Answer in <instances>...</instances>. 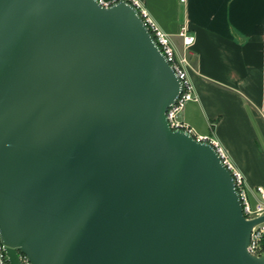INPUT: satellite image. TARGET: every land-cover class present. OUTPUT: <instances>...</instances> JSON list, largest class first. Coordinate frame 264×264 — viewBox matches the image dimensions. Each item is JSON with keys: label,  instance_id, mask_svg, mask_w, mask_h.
<instances>
[{"label": "water", "instance_id": "95a60500", "mask_svg": "<svg viewBox=\"0 0 264 264\" xmlns=\"http://www.w3.org/2000/svg\"><path fill=\"white\" fill-rule=\"evenodd\" d=\"M182 83L126 1L0 0L8 264H264L214 147L171 129Z\"/></svg>", "mask_w": 264, "mask_h": 264}, {"label": "crops", "instance_id": "0c3cea01", "mask_svg": "<svg viewBox=\"0 0 264 264\" xmlns=\"http://www.w3.org/2000/svg\"><path fill=\"white\" fill-rule=\"evenodd\" d=\"M139 2L186 60L195 99L183 121L216 140L250 188H264V0ZM182 25L194 36L188 49Z\"/></svg>", "mask_w": 264, "mask_h": 264}, {"label": "built area", "instance_id": "2783aa9c", "mask_svg": "<svg viewBox=\"0 0 264 264\" xmlns=\"http://www.w3.org/2000/svg\"><path fill=\"white\" fill-rule=\"evenodd\" d=\"M99 5L109 7L120 0H96ZM135 7L141 16L146 27L150 31L154 40L158 44L161 52L169 62L177 77L182 83V91L166 110V119L171 129H180L192 135L197 141H206L211 144L224 166L230 171L235 189L238 192L243 215L246 219H253L264 214V188L262 186H255L250 188L241 172L234 166L223 147L210 136H201L193 130L186 122L183 121L181 113L185 104L195 99L193 86L187 78L185 70V58H179L175 52L173 45L170 42L168 35L153 21L148 14L146 8L139 2V0H123ZM183 1V0H180ZM178 36L182 40L185 49H188L193 43L194 36L189 33L186 26L182 25L179 29ZM261 114L264 117V98L261 104ZM250 192L253 193V201L250 198ZM247 251L252 256H264V220L256 223L251 228L250 240L247 245ZM18 260L20 264H31L25 255L18 253ZM0 264H8L5 256L4 245L0 240Z\"/></svg>", "mask_w": 264, "mask_h": 264}, {"label": "rangeland", "instance_id": "374dc122", "mask_svg": "<svg viewBox=\"0 0 264 264\" xmlns=\"http://www.w3.org/2000/svg\"><path fill=\"white\" fill-rule=\"evenodd\" d=\"M182 114V113H181Z\"/></svg>", "mask_w": 264, "mask_h": 264}]
</instances>
